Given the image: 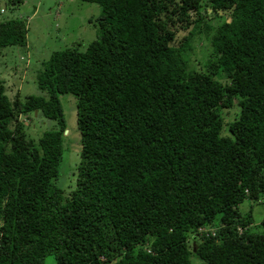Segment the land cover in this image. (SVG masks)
I'll return each instance as SVG.
<instances>
[{
	"label": "trees",
	"instance_id": "trees-1",
	"mask_svg": "<svg viewBox=\"0 0 264 264\" xmlns=\"http://www.w3.org/2000/svg\"><path fill=\"white\" fill-rule=\"evenodd\" d=\"M79 1L99 7L98 38L40 63L46 97L10 100L0 80V264H264V215L258 231L239 211L264 199V0ZM176 24L191 28L177 44ZM27 31L0 20V53ZM67 94L81 150L65 195ZM33 112L56 123L36 140L19 119Z\"/></svg>",
	"mask_w": 264,
	"mask_h": 264
},
{
	"label": "rangeland",
	"instance_id": "rangeland-1",
	"mask_svg": "<svg viewBox=\"0 0 264 264\" xmlns=\"http://www.w3.org/2000/svg\"><path fill=\"white\" fill-rule=\"evenodd\" d=\"M9 1L11 0H0V20L23 19L28 29L27 43L25 47H8L1 51L0 80L4 83L10 100L19 97L23 102L28 96L46 97L36 84V75L41 69L40 63L47 61L55 51L64 50L75 44H79L80 50H83L96 40L98 38L96 19L101 11L96 4L79 0H21L13 7ZM200 12L205 18L204 23L214 29L224 22V18L226 21V17H216L207 7H202ZM182 27L183 24H176L173 27L176 32V44L182 41L191 29L183 30ZM211 52V41L201 33L192 43L190 68L202 71L203 63ZM59 100L66 121L63 145L67 155L64 152L59 178L64 176L57 185L66 195L75 185V176L71 175V170H75V166L79 163L81 145L76 125V99L73 95L67 94L59 96ZM235 112V108L223 111L225 124L233 120ZM19 119L26 125L25 132L35 140L43 132L56 127L55 122L44 119L37 112L21 116ZM222 135L229 136V133L224 129ZM250 210L252 227L260 231L259 224L264 215V199L255 203L246 200L239 206L242 215H247ZM190 245L193 246L194 243ZM191 261L193 264H200L194 256H191ZM44 264H55L53 256L46 257Z\"/></svg>",
	"mask_w": 264,
	"mask_h": 264
},
{
	"label": "built area",
	"instance_id": "built-area-1",
	"mask_svg": "<svg viewBox=\"0 0 264 264\" xmlns=\"http://www.w3.org/2000/svg\"><path fill=\"white\" fill-rule=\"evenodd\" d=\"M205 231L211 233V235L214 236V233H215V232H213V230H209V231H207V230H204V229H202V228L199 229V232H200V233H203V232H205ZM239 231H241V229H239Z\"/></svg>",
	"mask_w": 264,
	"mask_h": 264
},
{
	"label": "clouds",
	"instance_id": "clouds-1",
	"mask_svg": "<svg viewBox=\"0 0 264 264\" xmlns=\"http://www.w3.org/2000/svg\"><path fill=\"white\" fill-rule=\"evenodd\" d=\"M198 230H199V229H198ZM238 232H240V233H241V232H242V230H241V231H239V229H238Z\"/></svg>",
	"mask_w": 264,
	"mask_h": 264
}]
</instances>
